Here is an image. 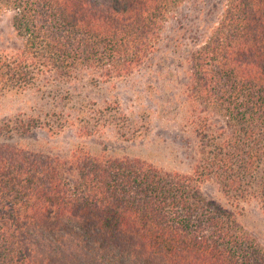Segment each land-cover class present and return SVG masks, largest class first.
Here are the masks:
<instances>
[{"label": "trees", "instance_id": "16d2710c", "mask_svg": "<svg viewBox=\"0 0 264 264\" xmlns=\"http://www.w3.org/2000/svg\"><path fill=\"white\" fill-rule=\"evenodd\" d=\"M181 2L0 0L18 40L0 52V96L31 92L50 119L0 122V264H264L242 222L244 203L264 218V0H223L213 26L175 34L162 58ZM162 59L185 66L174 107L193 142L187 174L101 140L137 121L88 91L157 77Z\"/></svg>", "mask_w": 264, "mask_h": 264}, {"label": "rangeland", "instance_id": "374dc122", "mask_svg": "<svg viewBox=\"0 0 264 264\" xmlns=\"http://www.w3.org/2000/svg\"><path fill=\"white\" fill-rule=\"evenodd\" d=\"M222 5L223 0H182L167 16L158 45L162 49L159 56L170 58L169 54L163 53L164 46L168 45V40L175 34H183V30L188 26L200 25L195 34H201L203 28L207 31L218 20ZM195 17H201L202 21H196ZM17 46L18 40L10 27L9 15H0V52H12ZM162 63L163 67L160 66L159 69L161 75L157 77L144 76L142 73L134 74L107 87H97L88 91L91 99L96 101L106 95L114 96L123 111L137 121L135 127L123 130L121 137L110 131L107 132L109 134L103 135L101 140H106L108 144L115 143L119 153L138 157L162 170L187 174L193 163V142L178 125L177 107H174V103L181 100V96L179 99L177 96V87L184 79L185 66L184 64L176 66L165 59H162ZM13 118L24 121L37 118L39 122L50 120L48 114L46 115L45 105L28 91L7 92L0 96V122ZM34 132L36 138H45L44 130L37 129ZM70 137L71 133L65 130L56 134L53 139L65 144ZM200 188L204 195L212 199L218 198L213 183L206 182ZM242 206V222L245 229L264 247V218L253 203H244Z\"/></svg>", "mask_w": 264, "mask_h": 264}]
</instances>
